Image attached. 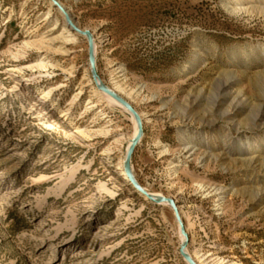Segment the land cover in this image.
I'll return each mask as SVG.
<instances>
[{
	"label": "rangeland",
	"instance_id": "rangeland-1",
	"mask_svg": "<svg viewBox=\"0 0 264 264\" xmlns=\"http://www.w3.org/2000/svg\"><path fill=\"white\" fill-rule=\"evenodd\" d=\"M59 2L142 114L132 170L176 201L188 252L264 264V0ZM61 14L0 0V264H187L170 207L122 173L131 115Z\"/></svg>",
	"mask_w": 264,
	"mask_h": 264
},
{
	"label": "water",
	"instance_id": "water-1",
	"mask_svg": "<svg viewBox=\"0 0 264 264\" xmlns=\"http://www.w3.org/2000/svg\"><path fill=\"white\" fill-rule=\"evenodd\" d=\"M55 8H57L62 15L65 18V22L67 26L77 34L83 36L87 40V54H88V65L90 69V75L92 78V81L95 83L96 88L103 93L107 94L108 96L115 99L117 102H119L131 115L134 116L136 123H137V132L133 136V139L128 146L124 163H123V169H124V175L125 178L129 181V183L134 187V189L141 194L146 199L150 200L151 202L157 203V204H163L167 203L172 210L175 222L177 223V228L180 233V235L183 237V240L180 242L179 245V253L183 260L187 264H198L194 258L186 251L187 245H188V233L186 231L184 222L182 220V217L180 215V211L178 209V206L176 204V201L169 196L166 195H158L151 192L146 191L137 181L133 174L132 166H131V158L134 153L135 147L140 142L141 136L143 134V126H142V119L140 115L138 114L137 110L132 106V104L123 96L118 94L117 92L110 89L107 85H105L102 80H100V77L96 70V60H95V48H94V41L92 34L87 29L80 28L75 21L73 20L71 14L66 9L65 6H63L59 0H50Z\"/></svg>",
	"mask_w": 264,
	"mask_h": 264
},
{
	"label": "bare ground",
	"instance_id": "bare-ground-1",
	"mask_svg": "<svg viewBox=\"0 0 264 264\" xmlns=\"http://www.w3.org/2000/svg\"><path fill=\"white\" fill-rule=\"evenodd\" d=\"M239 9H242V8H239ZM62 15V14H61ZM63 16V15H62ZM63 18H64V16H63ZM64 21H65V18H64ZM95 44V43H94ZM96 52V51H95ZM186 68V67H185ZM101 80V79H100ZM95 87H96V85H95ZM97 89V88H96ZM98 90V89H97ZM113 91H115V92H118V93H120V86L119 85H117V86H114L113 87ZM98 92L100 93V94H102L103 96H104V98L108 101V102H110V103H112V104H114V105H117V106H119V107H121L122 109H124L128 114H130L119 102H117L115 99H113L112 97H110V96H108L107 94H105V93H103L102 91H100V90H98ZM139 114V113H138ZM131 115V114H130ZM140 115V117H141V119L143 118L142 117V114H139ZM130 118H131V120H132V122H133V124H134V127H135V130H134V132H133V134H132V136H131V138H127V141H126V146H125V148H124V152H123V159H122V165H123V163H124V158H125V153H126V150H127V148H128V146L130 145V143H131V141H132V139H133V136L136 134V132H137V123H136V120H135V118H134V116L133 115H131L130 116ZM142 126H143V123H142ZM142 136H143V134H142ZM142 136H141V138H142ZM141 140V139H140ZM186 148V147H185ZM122 173H124V169H123V172ZM134 174V173H133ZM139 183V182H138ZM142 186V185H141ZM143 187V186H142ZM146 191H148V192H150L149 190H147L145 187H143ZM219 189H212V190H210V191H208L207 192V194H210L211 193V191L213 192L214 191V194H221V192H219L218 191ZM151 193H154V192H151ZM154 194H158V195H162V194H160V193H154ZM219 199H221V197H219L218 198V200ZM163 205H166V206H169L167 203H163ZM180 234V233H179ZM183 240V237L180 235V242ZM186 251L188 252V249H186ZM189 253V252H188ZM190 254V253H189ZM191 255V254H190ZM192 256V255H191ZM195 260V259H194ZM196 261V260H195ZM197 262V261H196ZM198 263V262H197ZM199 264V263H198Z\"/></svg>",
	"mask_w": 264,
	"mask_h": 264
}]
</instances>
